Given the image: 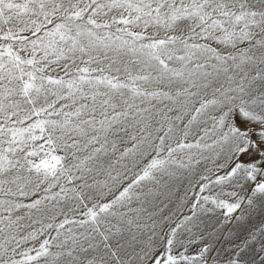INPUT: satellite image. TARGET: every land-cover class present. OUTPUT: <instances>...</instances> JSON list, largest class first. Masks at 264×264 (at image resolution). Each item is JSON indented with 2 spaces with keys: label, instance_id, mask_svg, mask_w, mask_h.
Listing matches in <instances>:
<instances>
[{
  "label": "snow or ice",
  "instance_id": "obj_1",
  "mask_svg": "<svg viewBox=\"0 0 264 264\" xmlns=\"http://www.w3.org/2000/svg\"><path fill=\"white\" fill-rule=\"evenodd\" d=\"M0 264H264V0H0Z\"/></svg>",
  "mask_w": 264,
  "mask_h": 264
}]
</instances>
